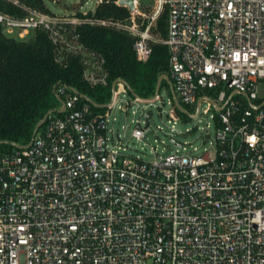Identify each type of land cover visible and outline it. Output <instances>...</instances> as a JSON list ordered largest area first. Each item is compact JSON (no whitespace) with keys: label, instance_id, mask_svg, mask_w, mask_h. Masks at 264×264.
<instances>
[{"label":"built area","instance_id":"1","mask_svg":"<svg viewBox=\"0 0 264 264\" xmlns=\"http://www.w3.org/2000/svg\"><path fill=\"white\" fill-rule=\"evenodd\" d=\"M9 1L23 16L0 11L3 32L44 31L55 62L77 58L91 88L106 87L107 72L103 56L81 42L79 26L130 36L140 63L155 45L167 47L170 120L180 117L175 101L195 106V113L184 109L192 117L205 103L215 136L200 155L176 151L146 163L125 153L109 119L119 91L129 93L120 79L104 104L57 84L59 108L28 143L0 152V264H264V0H133L123 21L88 16L105 0L71 15ZM145 113L130 135L138 141L149 127Z\"/></svg>","mask_w":264,"mask_h":264},{"label":"trees","instance_id":"2","mask_svg":"<svg viewBox=\"0 0 264 264\" xmlns=\"http://www.w3.org/2000/svg\"><path fill=\"white\" fill-rule=\"evenodd\" d=\"M116 1L105 0L88 16L125 20L129 11L116 5ZM18 2L52 14L44 0ZM0 11L23 16L6 0H0ZM166 21L167 9H164L157 20V31L163 37ZM78 33L86 47L103 56L108 79L106 87L91 88L83 82L77 58L68 59L65 66L56 63L54 47L44 31H32L27 41L15 40L6 37L0 26V147L10 148V143L25 144L30 140L37 123L59 104L54 94L57 84L70 86L93 102L104 104L111 95L112 82L117 79L126 81L138 97L148 98L155 94L158 78L168 75L169 53L163 45H155L148 61L140 63L132 49L134 40L126 34L89 25L79 26ZM162 85L167 86V83L163 80Z\"/></svg>","mask_w":264,"mask_h":264},{"label":"rangeland","instance_id":"3","mask_svg":"<svg viewBox=\"0 0 264 264\" xmlns=\"http://www.w3.org/2000/svg\"><path fill=\"white\" fill-rule=\"evenodd\" d=\"M44 1L51 13L56 15H71V13L76 12L79 6H82L81 11L92 9L96 0ZM151 3V0H141L143 6L151 5ZM29 33V35H26L24 38H20L17 30H12L10 33L4 31L6 37L25 41L31 38L32 31H29ZM166 34L167 32H165L164 36H166ZM258 87L259 96L264 97V81H260ZM158 92L159 98L151 102V105L146 102H139L126 106L125 103L132 102L135 97L130 93L124 94L119 91L118 97L122 101L118 102L114 107V110L110 113L109 119L111 124H113V129L121 136V140L124 143L123 145L127 148L125 153L133 158H139L146 163H153L159 158H164L170 154L176 153V151H178V155L197 156L205 149L209 148L215 136L214 121L211 117L214 112L208 111L205 114L206 104L201 103L199 106V115L197 117H188L180 113L179 119L176 121V124L173 125L168 116L172 109V106L169 104L172 97L170 87L168 85H162ZM229 93L228 91V94ZM205 94L211 99L216 96L214 91L207 90ZM237 98L240 99L242 96L237 95L234 100H237ZM109 100H107V102ZM242 100L247 106L248 103L246 99L242 98ZM58 103L57 107L59 108L60 102L58 101ZM117 106H122L126 108V110L117 108ZM184 109L188 110L190 113L196 112L195 106H184ZM145 112H149L151 115L149 127L145 131L142 140L138 141L130 135L135 126V121L140 119V116ZM113 117L116 119L115 122H112ZM172 125L174 130H172ZM141 127L143 128L144 124H141ZM171 140L182 144L184 150L176 147ZM6 150H9V147H0V152Z\"/></svg>","mask_w":264,"mask_h":264},{"label":"water","instance_id":"4","mask_svg":"<svg viewBox=\"0 0 264 264\" xmlns=\"http://www.w3.org/2000/svg\"><path fill=\"white\" fill-rule=\"evenodd\" d=\"M118 5L121 6V7H127L128 10L131 12L133 11L134 9V5H133V0H118ZM165 81L167 83V85L170 87V90H171V95L172 97H175L173 92H172V89H171V83L168 79V77L166 75H162L158 78V81H157V85H156V91H155V94L158 93L160 87H161V82L162 81ZM120 82L127 88L128 92L133 96V97H137L139 98L134 92L133 90L129 87V85L127 84L126 81L120 79ZM115 84H116V81H114L111 85V91L113 92L114 91V88H115ZM175 106L177 107L178 111L188 117H192L191 115H189V113L184 110L178 102L175 101ZM47 117V114L44 115V117L37 123V125L35 126L34 128V131L35 132L42 124L43 122L45 121ZM150 118V114L149 113H145L144 115V121H145V126L148 125V119ZM1 143V142H0Z\"/></svg>","mask_w":264,"mask_h":264},{"label":"bare ground","instance_id":"5","mask_svg":"<svg viewBox=\"0 0 264 264\" xmlns=\"http://www.w3.org/2000/svg\"><path fill=\"white\" fill-rule=\"evenodd\" d=\"M7 2L11 3L9 0H6ZM12 4V3H11ZM57 12V11H56Z\"/></svg>","mask_w":264,"mask_h":264}]
</instances>
